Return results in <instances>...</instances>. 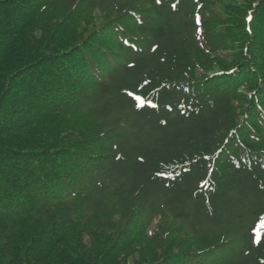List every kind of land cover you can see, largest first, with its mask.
I'll return each instance as SVG.
<instances>
[{
	"label": "trees",
	"instance_id": "1",
	"mask_svg": "<svg viewBox=\"0 0 264 264\" xmlns=\"http://www.w3.org/2000/svg\"><path fill=\"white\" fill-rule=\"evenodd\" d=\"M0 264H264V0H0Z\"/></svg>",
	"mask_w": 264,
	"mask_h": 264
},
{
	"label": "snow or ice",
	"instance_id": "2",
	"mask_svg": "<svg viewBox=\"0 0 264 264\" xmlns=\"http://www.w3.org/2000/svg\"><path fill=\"white\" fill-rule=\"evenodd\" d=\"M157 2L159 3V0H157Z\"/></svg>",
	"mask_w": 264,
	"mask_h": 264
}]
</instances>
